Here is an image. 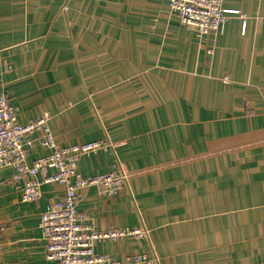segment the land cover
Here are the masks:
<instances>
[{
	"label": "crops",
	"instance_id": "obj_1",
	"mask_svg": "<svg viewBox=\"0 0 264 264\" xmlns=\"http://www.w3.org/2000/svg\"><path fill=\"white\" fill-rule=\"evenodd\" d=\"M224 7L225 30L200 37L169 0H0V94L18 120L49 113L61 146L110 140L81 172L129 174L113 196L82 189L78 208L99 229L150 238L99 253L264 264V0ZM13 174L0 168V264H53L40 220L65 186L23 202Z\"/></svg>",
	"mask_w": 264,
	"mask_h": 264
},
{
	"label": "built area",
	"instance_id": "obj_2",
	"mask_svg": "<svg viewBox=\"0 0 264 264\" xmlns=\"http://www.w3.org/2000/svg\"><path fill=\"white\" fill-rule=\"evenodd\" d=\"M169 8L200 37L222 33L232 14L224 7V0H169ZM50 119V114L45 113L22 123L8 95L0 94V168L14 169L13 181L22 183L21 200L40 199L43 186L47 184L65 186L63 196L51 200L41 215L40 227L46 240L47 258L53 264L159 263L157 255L133 254L123 262L97 251V244L101 241H116L127 236L150 238V232L146 227L130 226L99 229L87 214L79 210L82 189L94 186L113 196L129 185V174L123 168L119 172L83 174L79 167L80 157L97 154L113 144L110 140H100L58 145ZM37 147L46 152L31 161V152Z\"/></svg>",
	"mask_w": 264,
	"mask_h": 264
},
{
	"label": "rangeland",
	"instance_id": "obj_3",
	"mask_svg": "<svg viewBox=\"0 0 264 264\" xmlns=\"http://www.w3.org/2000/svg\"><path fill=\"white\" fill-rule=\"evenodd\" d=\"M50 117H51V115H50ZM124 189H125V188H121L120 191H124ZM120 191H119V192H120Z\"/></svg>",
	"mask_w": 264,
	"mask_h": 264
},
{
	"label": "trees",
	"instance_id": "obj_4",
	"mask_svg": "<svg viewBox=\"0 0 264 264\" xmlns=\"http://www.w3.org/2000/svg\"><path fill=\"white\" fill-rule=\"evenodd\" d=\"M39 200V199H38ZM35 201H37V200H35Z\"/></svg>",
	"mask_w": 264,
	"mask_h": 264
}]
</instances>
